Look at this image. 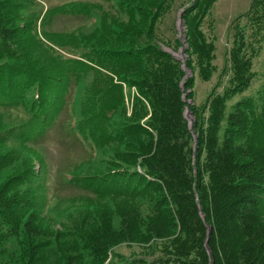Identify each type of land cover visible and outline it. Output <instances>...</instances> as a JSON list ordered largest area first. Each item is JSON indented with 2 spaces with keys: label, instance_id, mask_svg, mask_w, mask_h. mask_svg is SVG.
I'll use <instances>...</instances> for the list:
<instances>
[{
  "label": "rangeland",
  "instance_id": "374dc122",
  "mask_svg": "<svg viewBox=\"0 0 264 264\" xmlns=\"http://www.w3.org/2000/svg\"><path fill=\"white\" fill-rule=\"evenodd\" d=\"M0 2L11 5L10 20L20 30L14 55L0 43V186L10 182L33 200L35 223L48 232L33 239L47 243L44 264L63 259L73 244L85 264H101L88 256L82 232L100 227L105 214L116 227L126 209L145 217L161 195L156 189L143 192L147 183L138 178L145 175L141 142L147 135L117 124V119L149 123L150 107L134 81L145 77L149 64L142 52L158 43L173 54L183 68L188 105H201L231 84L232 51L244 33L253 77L227 105L230 111L247 100L257 115L264 87V0H214L205 13V0ZM195 29L214 46L209 67L199 66L191 54L188 32ZM187 108L192 125L195 116ZM250 136L264 146V123ZM0 230V264H27L24 224L13 230L0 214ZM145 247L113 246L114 256L105 264L132 259Z\"/></svg>",
  "mask_w": 264,
  "mask_h": 264
},
{
  "label": "trees",
  "instance_id": "16d2710c",
  "mask_svg": "<svg viewBox=\"0 0 264 264\" xmlns=\"http://www.w3.org/2000/svg\"><path fill=\"white\" fill-rule=\"evenodd\" d=\"M212 1L205 0L204 13ZM8 6L0 2V43L14 55L20 30L10 20ZM188 33L191 54L199 66L209 67L213 44L198 29ZM244 49L241 33L232 51L231 84L201 105H188L181 84L183 68L173 54L158 43L142 52V58L147 53L149 64L145 77L134 81L150 107L149 123L144 127L135 120L117 119V124L136 135H147V141L141 142L145 175L138 178L147 183L143 192L156 189L161 195L152 201V212L145 217L137 209H126L120 227L105 214L100 227L83 231L88 256L105 264L114 256L113 246L139 242L146 246L141 254L112 264H264V146L250 136L253 127L264 123V87L257 115L247 100H238L230 111L227 105L253 77L251 57ZM191 85L188 80L186 87ZM192 96L189 91L187 97ZM187 107L195 116L192 125ZM34 205L30 197L14 191L10 182L0 186V214L13 230L24 224L29 236L27 264H44L47 243L33 239L48 232L35 223ZM3 240L0 230V246ZM153 244L155 248L149 247ZM62 258L54 264H85L76 244Z\"/></svg>",
  "mask_w": 264,
  "mask_h": 264
},
{
  "label": "bare ground",
  "instance_id": "6f19581e",
  "mask_svg": "<svg viewBox=\"0 0 264 264\" xmlns=\"http://www.w3.org/2000/svg\"><path fill=\"white\" fill-rule=\"evenodd\" d=\"M182 54V53H181Z\"/></svg>",
  "mask_w": 264,
  "mask_h": 264
},
{
  "label": "water",
  "instance_id": "95a60500",
  "mask_svg": "<svg viewBox=\"0 0 264 264\" xmlns=\"http://www.w3.org/2000/svg\"><path fill=\"white\" fill-rule=\"evenodd\" d=\"M188 115V114H187Z\"/></svg>",
  "mask_w": 264,
  "mask_h": 264
}]
</instances>
